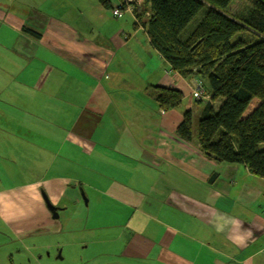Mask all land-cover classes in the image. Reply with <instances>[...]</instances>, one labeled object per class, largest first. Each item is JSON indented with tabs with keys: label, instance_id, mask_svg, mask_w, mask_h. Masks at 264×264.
Wrapping results in <instances>:
<instances>
[{
	"label": "crops",
	"instance_id": "obj_1",
	"mask_svg": "<svg viewBox=\"0 0 264 264\" xmlns=\"http://www.w3.org/2000/svg\"><path fill=\"white\" fill-rule=\"evenodd\" d=\"M97 5L100 21L119 24L92 45L66 36L72 0H0V172L28 177L0 188V226L19 242L83 231L90 241L80 247L112 264H264V179L202 154L194 78L172 71L131 7L114 17ZM45 55L51 63L39 71ZM61 65L84 71L90 87ZM112 77L126 88L111 82L85 99ZM154 88L180 91V105L162 110ZM65 102L78 112L68 129ZM186 112L189 142L176 133Z\"/></svg>",
	"mask_w": 264,
	"mask_h": 264
},
{
	"label": "trees",
	"instance_id": "obj_2",
	"mask_svg": "<svg viewBox=\"0 0 264 264\" xmlns=\"http://www.w3.org/2000/svg\"><path fill=\"white\" fill-rule=\"evenodd\" d=\"M98 1L112 9L108 0ZM231 1L140 0L123 6L131 7L135 25L142 26L172 71L197 81L201 98H192L204 102L196 126L202 154L214 162L241 164L264 179V0H249L236 13L228 9ZM154 89L162 110L180 105V91ZM219 100L215 110L212 103ZM253 100L257 105L247 114ZM176 133L180 140H191L190 112Z\"/></svg>",
	"mask_w": 264,
	"mask_h": 264
},
{
	"label": "rangeland",
	"instance_id": "obj_3",
	"mask_svg": "<svg viewBox=\"0 0 264 264\" xmlns=\"http://www.w3.org/2000/svg\"><path fill=\"white\" fill-rule=\"evenodd\" d=\"M73 4H76L75 13H68L65 18V24L68 29L72 32L67 33L66 36L74 39L75 41H80L82 43L91 41L92 45H96V37L99 36V33L106 31V27H115L118 25V21H114L113 19L104 18L103 21H100L97 16L98 5L95 1L92 0H72ZM126 2V1H125ZM128 2V1H127ZM139 2V1H138ZM249 5V0H232L228 9L231 13H236L238 10H243L244 6ZM77 7L82 8L83 14L80 15ZM116 7V6H115ZM114 7V8H115ZM112 11V10H111ZM110 11V12H111ZM107 12V11H106ZM122 15H125V9L121 11ZM130 13H128L129 15ZM121 15V16H122ZM85 25V28H82L81 25ZM41 51L37 52L36 58L40 55ZM39 71H43L46 69V65L50 64L49 58L45 55L43 62L35 61ZM52 67L56 69H60L59 63H55ZM61 69L66 71L67 74H71V76L78 75L77 79L80 81H87L88 86L90 87V77L86 76V73L81 70V74L79 75V70L61 65ZM88 75V74H87ZM133 75V74H132ZM131 75L129 74V77ZM134 78V76H133ZM6 77L0 76V80H4ZM109 82V83H107ZM113 83V88L120 89L119 87L126 88L121 82L116 80L114 77L109 81H103L97 91L86 90L85 99L87 101L91 100L93 95H99L106 88L107 84ZM134 86V85H132ZM204 87L207 88V85ZM109 91V95H111L112 99L116 98L115 91ZM63 92H60V95ZM86 95H89L86 98ZM82 99V98H78ZM145 99V97H144ZM142 101V97L139 99V102ZM191 102H195L193 98H190ZM222 100H219L215 103V109H219ZM257 100H253L247 114L257 105ZM50 104V103H49ZM49 104H46L48 106ZM64 107L58 108L63 124L66 129L70 127L73 123L74 119L78 115L76 109L69 107L68 102H65ZM44 131L49 132L51 128L45 129ZM55 132V130H54ZM61 134V133H60ZM264 149V145L261 146ZM85 161H83V164ZM6 164V163H5ZM86 172V171H83ZM87 173V172H86ZM76 178L87 180L89 178L88 174L85 173H75ZM7 179L9 183H7ZM28 177L22 178V176L13 178L11 176H4L0 173V188L8 187L11 184L21 183L26 181ZM1 181L4 182L1 185ZM22 184V183H21ZM17 185V184H15ZM120 221V219H119ZM90 239L87 235H83V231L80 232H67V228L63 227V231L58 234H49V235H41L35 237L33 239L24 240L23 242H19L15 240L11 235L8 234L7 230H5L2 226H0V264H112L110 259L108 263L105 258H95L99 255L96 250L83 249L80 247V243L87 244ZM97 248V247H95ZM98 250L100 248H97Z\"/></svg>",
	"mask_w": 264,
	"mask_h": 264
},
{
	"label": "built area",
	"instance_id": "obj_4",
	"mask_svg": "<svg viewBox=\"0 0 264 264\" xmlns=\"http://www.w3.org/2000/svg\"><path fill=\"white\" fill-rule=\"evenodd\" d=\"M126 2L124 1L122 4H118L114 9H112L111 13L114 17H118L121 15V11H123L124 9L126 10V8H124L123 5H125ZM192 92L191 95L193 96V98L195 99H200L201 98V91H200V87L198 86L197 81H193L192 82Z\"/></svg>",
	"mask_w": 264,
	"mask_h": 264
},
{
	"label": "flooded vegetation",
	"instance_id": "obj_5",
	"mask_svg": "<svg viewBox=\"0 0 264 264\" xmlns=\"http://www.w3.org/2000/svg\"><path fill=\"white\" fill-rule=\"evenodd\" d=\"M0 173H1V172H0ZM53 216H54V217H55V216L58 217V213L56 212V210H54V212L52 213V217H53Z\"/></svg>",
	"mask_w": 264,
	"mask_h": 264
},
{
	"label": "water",
	"instance_id": "obj_6",
	"mask_svg": "<svg viewBox=\"0 0 264 264\" xmlns=\"http://www.w3.org/2000/svg\"><path fill=\"white\" fill-rule=\"evenodd\" d=\"M128 1H129V2H131V1L138 2V1H140V0H128ZM51 211H53V209H51ZM54 218H57V217L55 216Z\"/></svg>",
	"mask_w": 264,
	"mask_h": 264
}]
</instances>
